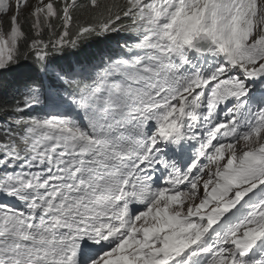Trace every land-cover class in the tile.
Segmentation results:
<instances>
[{
	"label": "trees",
	"instance_id": "16d2710c",
	"mask_svg": "<svg viewBox=\"0 0 264 264\" xmlns=\"http://www.w3.org/2000/svg\"><path fill=\"white\" fill-rule=\"evenodd\" d=\"M128 5L129 1L127 0H56L54 2L56 20H48L47 24L40 30L38 37L37 26L40 24V20L37 22L30 14H26L24 21L21 20L23 16L15 17L17 19V29L22 33V38L19 41V54L17 55L20 65L8 71H0V116L5 113L7 108L5 106L14 100L13 95H16L23 88L39 83L47 85V87H53L59 83V78L52 75L55 72L51 73L52 70H49V67L61 66L57 58L70 44L72 32L82 25L94 24L97 18L100 17V11L106 10L119 17V28L116 31H110L109 27L105 33L96 32L95 36L87 35L86 40L94 39V43L90 44V51L94 52L105 47L111 48L113 44L121 45L122 38L134 37L136 31L131 30L130 25L135 19L136 10L130 16H125ZM50 22L52 24H49ZM9 23L13 26L11 20ZM52 25H54V28H52ZM91 26L97 29L96 26ZM52 29L57 30L52 32ZM62 31L66 33L62 35ZM37 40L41 41L43 43L42 48H45L44 58H49L50 61L53 60L52 63H45L43 62L44 59H26V46ZM115 50L120 51L119 48ZM54 60L56 61L55 64Z\"/></svg>",
	"mask_w": 264,
	"mask_h": 264
},
{
	"label": "rangeland",
	"instance_id": "374dc122",
	"mask_svg": "<svg viewBox=\"0 0 264 264\" xmlns=\"http://www.w3.org/2000/svg\"><path fill=\"white\" fill-rule=\"evenodd\" d=\"M230 2L233 3V0H230ZM210 3L217 8H220L226 5V0H210ZM211 4L207 5L209 14L213 11ZM15 6L16 0H0V66L11 62L13 57L19 53V41L22 38V33L19 32L17 28L14 30L13 26H15V24L11 26L9 23L10 20L14 23L16 13L19 14V16H23L21 19L22 21H24V17L26 16L25 14H30L37 22L40 20V24L37 26V37L40 35V30L45 24H47L48 20H56L54 0H20V6L18 9H16L17 7L15 8ZM202 7L203 5L195 12L196 16L202 15L200 12ZM247 11V9L244 10V13L239 15L237 18L225 20V28L215 26V28L219 29L215 30V36L218 38V48L224 56L229 58L232 63V68L237 67L238 71L246 68V71L264 74V20L259 19L257 22L254 21L252 24L250 20H246ZM253 13L256 14V9ZM230 15L234 17L235 13ZM187 16H189V12L183 13L178 11L175 16L176 23H181L186 26L183 28L186 29V31L187 29H191V27L195 26V23H192V21L187 22ZM49 24L52 23L50 22ZM255 24H257V30L254 32L253 30ZM52 28H54V25H52ZM52 32L56 31L53 30ZM65 33V31H62V35ZM244 33L247 34L246 38L243 37ZM231 43L233 51L230 50ZM42 52L43 49L39 44L30 43L26 46L27 58H31V56H41ZM255 65L258 66L255 67ZM253 67L255 68L253 69ZM248 75L249 73L236 75L235 77L232 76L226 87L245 90L248 83L242 77H248ZM258 90L263 91L264 84L259 86ZM248 168L249 167L242 165L240 170H235L234 174L238 176L235 188H237L241 183V178L254 176L255 174L258 176L261 175V170L258 167L256 168L257 173L255 174L249 173ZM262 179L264 181V177L260 178V180Z\"/></svg>",
	"mask_w": 264,
	"mask_h": 264
},
{
	"label": "clouds",
	"instance_id": "9594fccd",
	"mask_svg": "<svg viewBox=\"0 0 264 264\" xmlns=\"http://www.w3.org/2000/svg\"><path fill=\"white\" fill-rule=\"evenodd\" d=\"M55 1L56 0H54V2ZM73 1H75V0H73ZM257 7H258V10H257L256 18L254 20H250L252 24L254 23V21L257 22L259 19L264 20V0H260L257 3ZM99 15H100V17H105V16L108 17L111 14H110V12H108L106 10H102L99 12ZM246 20H249V19H246ZM225 26H226V24L223 22L221 27L225 28ZM57 29H52V31L57 30ZM78 29H79V27H77V29L75 31H77ZM256 30H257V24H255L253 31L255 32ZM74 32H72V33H74ZM37 41H38V44L42 47L43 43L39 40H37ZM71 41H72V36H71ZM66 59L68 60V56H66ZM260 83H262V84H259V86H262L264 84V74H262V78L260 79ZM260 92H262V91H258L256 93L251 94V95H248V94L242 95L240 97V103H239V104L243 103L246 106V116L250 117V120L252 122V128L249 130L246 138L248 140H250L252 138L257 137V138H259L260 142L258 141L254 144H249V143L246 144L245 145L246 150L242 153L241 157H239V155L237 153L228 154L225 158V162H228V160H230V159L236 160V161L243 159L242 164L246 167H249L248 168L249 173H254V174L257 173L256 168L258 167L261 170L260 178L261 177L263 178L264 177V112L259 111L257 108L249 110L248 105L246 104L247 99H249V97H252L254 95L259 96L258 94H260ZM239 104H236V106H235L236 110H237V106ZM224 174L226 176L228 174H231V169L227 170ZM217 179L218 178H214V180L211 183L214 190L216 189L215 183H216ZM262 181H263V179H262ZM249 184H250V182H243L240 187H237L235 189L233 188L230 192V195H229L230 198L229 199L222 200L221 202L218 201L215 204H212V208L218 207L219 203H223L225 201H228L234 196H238V199L240 201H245L247 199V195L245 193V190ZM254 186H256V185H254ZM250 188H252V187H250ZM240 203L244 204L245 202H240ZM250 204L251 203H245V205H247V206H249ZM204 210L205 209L200 204L197 205L196 211L199 214L203 213Z\"/></svg>",
	"mask_w": 264,
	"mask_h": 264
},
{
	"label": "bare ground",
	"instance_id": "6f19581e",
	"mask_svg": "<svg viewBox=\"0 0 264 264\" xmlns=\"http://www.w3.org/2000/svg\"><path fill=\"white\" fill-rule=\"evenodd\" d=\"M14 1H15V0H14ZM65 2H66V1H65ZM67 4H68V3H67ZM95 4H96V3H95ZM19 6H20V0H16V6H15V8L17 7L16 9H18ZM79 7H80V6H79ZM85 13H86V12H85ZM25 15H26V14H25ZM77 15H78V13H77ZM80 15H81V14H80ZM80 15H79V16H80ZM84 15H85V14H84ZM18 16H19V14L16 13V17H18ZM21 16H22V15H20L19 17H21ZM82 16H83V15H82ZM88 16H89V15H88ZM72 18H73V17H72ZM62 20H63V19H62ZM62 20H61V21H62ZM16 21H17V19H15V21H14V23H13V25L15 24V26H13L14 30H16V28H17ZM28 21H29V20H28ZM61 23H62V22H61ZM259 23H260V22H259ZM260 25H262V24H260ZM74 27H75V25H74ZM74 27H73V28H74ZM34 56H35V55H34ZM31 57H33V56H31ZM262 57H263V56H262ZM24 66H25V65H24ZM34 66H35V65H34ZM74 70H75V68H71V69H70V71H74ZM253 97L256 98L257 96L254 95ZM253 97H249V99L252 100L253 102H256V103H263V102H264V98H262V99H253ZM182 151H183V150L179 151L178 154H179V153H183ZM242 217H243V215L240 214V217H239V218H242Z\"/></svg>",
	"mask_w": 264,
	"mask_h": 264
}]
</instances>
